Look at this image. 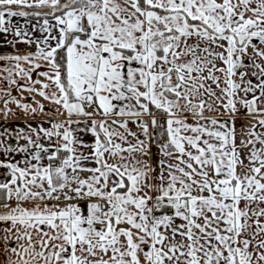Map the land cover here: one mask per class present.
<instances>
[{"label": "snow or ice", "instance_id": "snow-or-ice-1", "mask_svg": "<svg viewBox=\"0 0 264 264\" xmlns=\"http://www.w3.org/2000/svg\"><path fill=\"white\" fill-rule=\"evenodd\" d=\"M0 264H264V0H0Z\"/></svg>", "mask_w": 264, "mask_h": 264}, {"label": "built area", "instance_id": "built-area-1", "mask_svg": "<svg viewBox=\"0 0 264 264\" xmlns=\"http://www.w3.org/2000/svg\"><path fill=\"white\" fill-rule=\"evenodd\" d=\"M21 47H23V46H21Z\"/></svg>", "mask_w": 264, "mask_h": 264}, {"label": "crops", "instance_id": "crops-1", "mask_svg": "<svg viewBox=\"0 0 264 264\" xmlns=\"http://www.w3.org/2000/svg\"><path fill=\"white\" fill-rule=\"evenodd\" d=\"M17 123H19V122H17Z\"/></svg>", "mask_w": 264, "mask_h": 264}]
</instances>
